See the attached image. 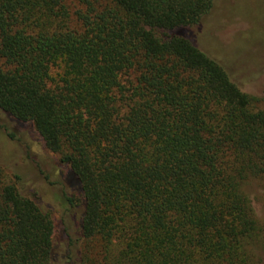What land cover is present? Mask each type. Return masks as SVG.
<instances>
[{
    "label": "trees",
    "instance_id": "trees-1",
    "mask_svg": "<svg viewBox=\"0 0 264 264\" xmlns=\"http://www.w3.org/2000/svg\"><path fill=\"white\" fill-rule=\"evenodd\" d=\"M214 0H0V111L65 171L78 264H262L264 108L194 43ZM0 170V264H54L50 212Z\"/></svg>",
    "mask_w": 264,
    "mask_h": 264
},
{
    "label": "rangeland",
    "instance_id": "rangeland-1",
    "mask_svg": "<svg viewBox=\"0 0 264 264\" xmlns=\"http://www.w3.org/2000/svg\"><path fill=\"white\" fill-rule=\"evenodd\" d=\"M194 43L219 61L230 79L264 108V0H214L213 8L194 28ZM58 158L49 153L27 124H15L0 111V170L8 180L19 177L20 192L50 212L55 224L54 264H78L80 210L69 211L63 201L64 173ZM244 190L264 238V190L257 179ZM255 252L264 264V245Z\"/></svg>",
    "mask_w": 264,
    "mask_h": 264
}]
</instances>
